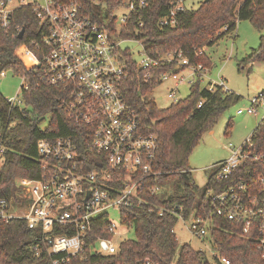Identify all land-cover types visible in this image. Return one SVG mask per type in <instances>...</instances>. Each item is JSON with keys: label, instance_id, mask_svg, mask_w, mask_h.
<instances>
[{"label": "built area", "instance_id": "built-area-1", "mask_svg": "<svg viewBox=\"0 0 264 264\" xmlns=\"http://www.w3.org/2000/svg\"><path fill=\"white\" fill-rule=\"evenodd\" d=\"M122 1L121 12L116 13V28L110 30L85 13L76 0H0V23L7 31L18 8L33 9L43 38L22 44L18 55L23 61L33 59L28 68L38 66L42 81L69 88L70 98L64 107L83 128L90 140L89 151L94 154L93 166L89 168L72 137L42 138L37 147L44 174L40 178L18 180V186L27 191L25 210L17 212L12 199L0 198V222L25 219L38 233L32 249L37 256L49 254L52 264H67L72 257L87 258L92 254L117 255L124 240L116 242L117 226L110 219L113 211L118 212L122 224L129 226L123 213L135 206L148 204L151 211L156 209L160 213L166 210L144 198L163 190L158 183L162 172L155 169L158 136L144 131L139 114L123 92L130 71L121 44L135 39L121 37V30L131 15L148 7L151 0ZM187 8H192L187 0H171L159 26H174L178 14ZM137 41L142 44L144 56L137 66L147 70L145 81L153 77L152 69L162 65H175L174 70L162 72L159 78L161 82L173 78L176 88L189 81V75L183 74L185 69L191 68L194 74L209 70L202 64H190L183 50L153 56L146 52L141 40ZM31 46L41 50L42 60ZM203 53L204 50L198 51ZM23 79L28 88L27 78ZM217 86L228 90L224 80L220 84L211 83L208 88L215 90ZM169 96L176 98L175 91ZM8 101L20 104L17 98ZM261 109L264 110V92L252 97L251 106L239 109L238 114L258 116ZM231 146V156L212 167L215 181L223 186L206 190L210 210L205 214L193 213L188 225L193 236L204 240L210 235L211 245L206 246L212 252L211 260L222 264L232 262L214 247L211 228L219 219L236 222L245 236L257 233L258 248L264 256V151L255 148L251 137L239 148ZM104 217L108 219L105 225L100 223ZM104 232L112 234H98ZM110 264L161 263L144 258Z\"/></svg>", "mask_w": 264, "mask_h": 264}, {"label": "trees", "instance_id": "trees-1", "mask_svg": "<svg viewBox=\"0 0 264 264\" xmlns=\"http://www.w3.org/2000/svg\"><path fill=\"white\" fill-rule=\"evenodd\" d=\"M76 1L95 21L115 30L116 13L123 5L122 0ZM170 7L171 0H151L148 7L131 15L120 36L141 40L146 52L153 56L183 50L189 56L190 64H202L210 70L214 64L203 47L213 46L231 34L241 20H250L258 30L264 29V0H201L197 8L180 12L174 26L160 27L159 20ZM22 28H25V34L20 38ZM34 38L42 41L43 35L39 20L29 6L15 11L9 31L0 23V76L4 71H12L25 76L29 83L28 88L22 86V104H12L0 94V198H16L21 189L18 186L20 178L42 177L43 160L37 147L42 138L72 137L88 167L93 166L94 154L88 148L90 140L64 107V102L70 98L69 88L42 81L39 67L29 69L18 55L20 46L30 44ZM31 47L42 60L41 50ZM199 50L204 53L198 54ZM124 54L130 71V77L123 85L125 99L139 114L144 131L159 139L155 169L162 172L158 183L163 190L158 195L146 194L144 198L166 210L160 213L156 209L151 211L148 204L135 206L123 215L125 223L135 229L136 237L124 240L117 255L72 257L67 264H110L144 258L161 264H222L211 260L203 250L188 243L181 244L175 228L180 219L187 220L196 212L197 215L208 212L211 202L206 197V190L223 186L215 181L212 171L201 188L188 160L203 135L241 96L222 86L209 90L198 80L191 84L186 98L159 108L148 94L162 83L159 75L174 70L175 65L152 69L153 77L145 81L147 70L137 66L129 49ZM27 59L29 64L33 63V59ZM256 62H264V34L260 45L243 60L244 66ZM251 138L255 148L264 151V119L257 124ZM107 222L105 217L100 220L104 225ZM242 231V227L232 220H217L211 228L214 247L232 264H264V256L258 248V234L245 236ZM98 234L109 236L112 233ZM37 235L23 218L0 222V264H52L49 254L43 252L37 256L32 249Z\"/></svg>", "mask_w": 264, "mask_h": 264}, {"label": "rangeland", "instance_id": "rangeland-1", "mask_svg": "<svg viewBox=\"0 0 264 264\" xmlns=\"http://www.w3.org/2000/svg\"><path fill=\"white\" fill-rule=\"evenodd\" d=\"M200 1L187 0V5L197 8ZM120 12L121 10L118 11V13ZM263 34L264 29L258 30L250 20L239 21L236 30L231 34L226 35L213 46L203 47L214 64L212 69L201 74H194L191 68H187L183 74L189 75L188 82H183L179 88H176L173 78H168L148 94V97L154 99L159 108H166L174 103L175 99L186 98L190 93L191 84L198 80L203 87H208L211 83L220 84L221 80H224L227 89L241 96L220 116L214 127L203 135L200 143L189 157L188 162L193 170V177L201 188L206 185L213 164L229 158L231 144L237 148L241 147L252 136L255 127L264 118L262 109L258 116L247 113L238 114L239 109L251 106L252 97L264 92V62L245 64V66L243 63L252 50L260 45ZM121 47L123 50L129 49L136 62H141L144 58L142 44L137 40H126L121 44ZM27 61L28 59L24 58L25 65L30 68L31 65ZM23 84L22 76L16 75L12 71H6L5 75L0 76V94L7 99L17 98V101L22 104ZM172 90L175 91L176 98L169 96ZM26 194V190L20 189L17 197L12 199L17 212L25 210L26 201L24 198ZM110 219L117 226V243L136 237L134 228L121 223L118 212L113 211ZM190 223L191 218L180 219L176 226L175 232L180 243H188L196 249H203L212 259V252L209 246H206V244L211 245L210 235H207L204 240L193 236L188 230Z\"/></svg>", "mask_w": 264, "mask_h": 264}, {"label": "water", "instance_id": "water-1", "mask_svg": "<svg viewBox=\"0 0 264 264\" xmlns=\"http://www.w3.org/2000/svg\"><path fill=\"white\" fill-rule=\"evenodd\" d=\"M25 34V28H22V30L20 31L19 37L23 38Z\"/></svg>", "mask_w": 264, "mask_h": 264}, {"label": "crops", "instance_id": "crops-1", "mask_svg": "<svg viewBox=\"0 0 264 264\" xmlns=\"http://www.w3.org/2000/svg\"><path fill=\"white\" fill-rule=\"evenodd\" d=\"M219 162V161H218Z\"/></svg>", "mask_w": 264, "mask_h": 264}]
</instances>
